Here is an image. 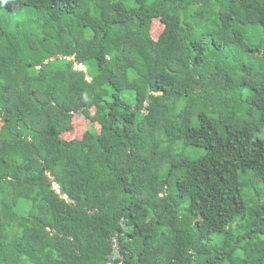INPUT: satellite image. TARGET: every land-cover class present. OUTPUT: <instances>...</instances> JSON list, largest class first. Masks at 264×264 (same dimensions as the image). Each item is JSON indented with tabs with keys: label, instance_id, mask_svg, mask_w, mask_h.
I'll use <instances>...</instances> for the list:
<instances>
[{
	"label": "trees",
	"instance_id": "obj_1",
	"mask_svg": "<svg viewBox=\"0 0 264 264\" xmlns=\"http://www.w3.org/2000/svg\"><path fill=\"white\" fill-rule=\"evenodd\" d=\"M0 264H264V0H0Z\"/></svg>",
	"mask_w": 264,
	"mask_h": 264
},
{
	"label": "water",
	"instance_id": "obj_2",
	"mask_svg": "<svg viewBox=\"0 0 264 264\" xmlns=\"http://www.w3.org/2000/svg\"><path fill=\"white\" fill-rule=\"evenodd\" d=\"M78 65V64H77ZM81 69H83L84 67L83 66H79Z\"/></svg>",
	"mask_w": 264,
	"mask_h": 264
},
{
	"label": "rangeland",
	"instance_id": "obj_3",
	"mask_svg": "<svg viewBox=\"0 0 264 264\" xmlns=\"http://www.w3.org/2000/svg\"><path fill=\"white\" fill-rule=\"evenodd\" d=\"M77 128H79V127H77ZM73 135V134H72Z\"/></svg>",
	"mask_w": 264,
	"mask_h": 264
}]
</instances>
